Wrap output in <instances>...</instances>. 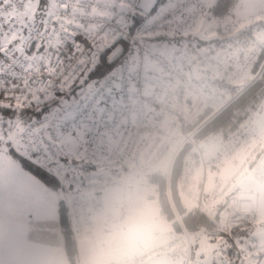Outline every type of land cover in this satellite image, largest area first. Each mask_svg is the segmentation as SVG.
Wrapping results in <instances>:
<instances>
[{"label": "built area", "instance_id": "built-area-1", "mask_svg": "<svg viewBox=\"0 0 264 264\" xmlns=\"http://www.w3.org/2000/svg\"><path fill=\"white\" fill-rule=\"evenodd\" d=\"M139 2L46 0L44 15L33 19L24 16L29 0H0V107L33 96L47 105L40 115L15 122L0 118V146L11 143L71 189L72 222L83 234L96 226L94 214L106 207L111 192L119 190L123 198L108 223L139 201L148 204L155 190L141 177L191 142L203 167L202 192L209 201L227 199L213 230L230 237L255 214L254 201L235 184L254 163L264 164V127L249 121L216 144L210 137L195 142L188 127L207 107L219 110L234 99V87L258 60L264 31L255 30L248 44L197 43L187 36L202 19L211 31L230 33L252 17L212 16L208 0H163L131 32L134 14L142 12ZM21 17L24 32L18 30ZM119 37L129 40L122 59L94 76L102 51ZM228 167L230 178L212 172ZM131 176L139 181L131 182ZM159 256L176 262L187 256L184 264H228L191 257L187 232L101 264H145Z\"/></svg>", "mask_w": 264, "mask_h": 264}, {"label": "trees", "instance_id": "trees-1", "mask_svg": "<svg viewBox=\"0 0 264 264\" xmlns=\"http://www.w3.org/2000/svg\"><path fill=\"white\" fill-rule=\"evenodd\" d=\"M45 1L29 0V6L24 16L29 17L32 14L31 18L40 19L44 15L43 7ZM162 1L159 0V3ZM208 2L212 16L223 17L230 14L235 0H208ZM234 14L236 13L231 12L230 17H236ZM147 18L148 15L142 12L135 13L132 18L130 31L134 32ZM261 29L264 31V19L256 21L246 20L238 29L230 33L214 32L215 34L210 37H201V35L197 36L198 33L195 31L196 33H191L187 37L194 39L197 43L216 40L248 44L255 39L254 31ZM18 30L24 32L23 17L19 20ZM15 40L16 38L14 37L11 39V42H15ZM2 47L4 45L0 46V48ZM128 47L129 40L119 37L111 46L102 51L98 65L92 74L97 77L102 76L112 66L120 62ZM117 48L119 50L113 52ZM258 55L255 66L250 74L245 77L246 80L244 79L245 81H241L234 87V91L237 92L234 99L219 110L207 107L202 113L200 121L188 127L189 131H193L195 142L210 137L214 143H217L226 138L231 132L243 127L249 121H254L255 115L264 104V42L260 44ZM46 106V104L38 102L36 98H33L31 101L24 100L21 104L13 107H0V118H7L11 122H15L20 118L40 115ZM12 151L16 154L21 164L41 180L47 182L49 185H54L56 181L59 182V179L45 167L33 162L14 148H12ZM167 162L168 167L164 166L165 161L157 170L144 175L146 184L154 186L155 193L151 196V201L156 204L157 212L154 214L153 220H141L142 226L136 225L139 228L138 231H140L138 232L139 236L135 235L137 242L141 236L144 238L151 232L148 227L149 224H154V232L157 234L171 236L185 230L189 233L190 237L196 235L198 240L199 233L206 230L208 236L214 239L220 233L215 232L213 228L219 224L220 214L227 209V200L226 198H216L209 201L206 192H202L204 177L199 152L195 149L193 143L185 142L175 152L172 160H168ZM117 198L118 196L115 192L109 193L107 195V205L103 210L108 209L109 211L112 206L116 207L118 204L116 202ZM98 213L94 214L96 226L90 230H94L98 226V218L96 216ZM104 214L107 221V217L110 214ZM127 216L128 214L126 213L123 215V218ZM112 223L114 222L108 223L107 221L108 225ZM251 225L252 220L250 219L243 225L233 228L230 231V237L222 234V237L224 236L226 240L225 242L220 241L219 247L214 250L216 251L214 260H222L228 264H238L243 255L239 258L241 247L233 240V232L238 231L243 226ZM90 230H87L85 233ZM60 231L65 255L69 264H78L77 241L79 236L85 233L80 234L76 231L72 222L69 204L62 206ZM247 236L252 237L249 232ZM190 241L191 245H193L191 238ZM131 249L126 252L129 254L134 253L131 252ZM107 250L108 257L110 258L109 249ZM140 250H143V247L139 240L135 252ZM201 257L203 256L201 255Z\"/></svg>", "mask_w": 264, "mask_h": 264}, {"label": "crops", "instance_id": "crops-1", "mask_svg": "<svg viewBox=\"0 0 264 264\" xmlns=\"http://www.w3.org/2000/svg\"><path fill=\"white\" fill-rule=\"evenodd\" d=\"M33 98L38 101L36 96H33ZM9 145L8 147L0 146V264H69L63 247L60 216L62 206L69 204L71 189L58 177L59 182L56 181L54 185H49L35 176L21 164L16 154L12 151V148L17 149L11 146V143ZM173 156L170 157V161ZM217 171L230 178L233 170L230 167L212 169V172ZM144 178L145 176L141 177V180L146 183ZM241 179L242 177L235 184L236 190L243 197L253 200L251 196L242 194L240 188ZM130 181L136 182L139 181V178L131 176ZM115 193L118 196L116 200L118 202L117 206H112V210L110 208L109 211L106 209L99 212L96 215L98 226L93 231L90 230L91 232L88 231L79 236L77 241L78 264H101L104 259H115L123 254H129L126 251L130 248H132L131 252L136 253V246L139 240L143 249H146L174 236V234L171 236L157 234L154 232V224H149L148 227L151 232L144 238L141 236L137 242L135 235L139 236L138 232H140L137 226H142L141 220H148L149 217H153L157 212V208L151 211L154 214L143 210L145 205L148 204L139 201L137 208L125 210L119 219L114 221V223L118 224L117 229L119 230L116 239L109 243L108 238L106 246H99L100 241L104 238L103 234L109 233L112 226V224H107L104 213L117 214L122 207L123 193L119 190ZM126 213L128 216L123 218ZM251 226L254 230L257 226H262L261 230L264 228L263 225ZM121 232H124L125 236H121ZM184 232L186 231L184 230L181 233ZM253 232L249 233L255 237L256 235H253ZM187 234L189 235V233ZM120 236L121 239L117 242ZM221 237L222 234H217L212 239L208 236L206 230L199 233L198 240L196 235H192L190 237L193 244L191 245V252L193 253L191 257H201L202 255L210 261H217L214 260V256H216V251L214 250L219 247L216 244L220 243ZM107 249H109L110 258L108 257ZM207 254H209V257ZM186 257L181 258L178 262L174 261V264H184ZM162 258L159 256L152 260L158 264H171V262H164L165 260Z\"/></svg>", "mask_w": 264, "mask_h": 264}, {"label": "rangeland", "instance_id": "rangeland-1", "mask_svg": "<svg viewBox=\"0 0 264 264\" xmlns=\"http://www.w3.org/2000/svg\"><path fill=\"white\" fill-rule=\"evenodd\" d=\"M238 4L240 6H236ZM231 12L236 13L234 14V16H238V17H246L247 15H250L253 21L264 19V0H235L234 6L231 9ZM231 12L230 14L224 17H230ZM31 17H32V14H30L28 18H31ZM208 27H209L208 20L206 18L202 19L197 26L196 32L199 31L197 32L198 33L197 36L201 35V37H210L214 35L215 33L211 31ZM203 30L205 31L203 32ZM118 50L119 48L115 49L113 52H116ZM234 93L236 96L237 92L233 91V94ZM253 120L259 122L264 127V104L262 105V108L260 109V111L255 115ZM167 161L164 164L165 167H168ZM241 177L242 179L240 181V188H241L242 194L251 196L253 200L255 201V214L253 218H251L252 223H253L252 225H263L264 226V164L260 165L259 163H254L248 169V171ZM149 200L150 201L148 205H145V208L143 210H147L150 214L151 213L154 214V212H151V211L156 209V204L151 201V197H149ZM153 218H154V215L153 217H149L148 220L151 221L153 220ZM117 225H118L117 223H112V226L110 227L111 228L110 232L107 234H103L104 238L100 241L99 246H102V245L106 246V241L108 238H109L108 240L109 243L114 241L115 236L119 234ZM253 231H254V228L252 226H243L238 231L233 232V238H234L233 240L239 244V246L241 247L242 255H243L240 258V261L238 264H264V228L263 230H259V233L255 237L247 236L248 232L252 233ZM120 234H122L121 236H125L124 232L123 233L121 232ZM121 236L118 237L117 242L118 240L120 241ZM225 240L226 238L223 236L221 237L220 241L225 242ZM216 245L219 246V244H216ZM207 255L209 257V254ZM164 260H165L164 262L167 261L166 263L171 262V264L172 263L174 264V261H170L167 259H164ZM145 264H158V263L154 262L153 260H150L146 262Z\"/></svg>", "mask_w": 264, "mask_h": 264}, {"label": "water", "instance_id": "water-1", "mask_svg": "<svg viewBox=\"0 0 264 264\" xmlns=\"http://www.w3.org/2000/svg\"><path fill=\"white\" fill-rule=\"evenodd\" d=\"M159 0H140L139 9L146 15H150L153 9L156 7ZM262 226H257L253 232V235H257Z\"/></svg>", "mask_w": 264, "mask_h": 264}]
</instances>
